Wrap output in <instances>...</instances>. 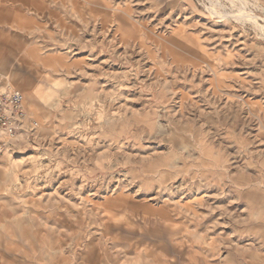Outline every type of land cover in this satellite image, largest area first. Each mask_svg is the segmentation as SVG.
<instances>
[{
    "label": "rangeland",
    "instance_id": "1",
    "mask_svg": "<svg viewBox=\"0 0 264 264\" xmlns=\"http://www.w3.org/2000/svg\"><path fill=\"white\" fill-rule=\"evenodd\" d=\"M0 73V264H264V0H0Z\"/></svg>",
    "mask_w": 264,
    "mask_h": 264
},
{
    "label": "built area",
    "instance_id": "2",
    "mask_svg": "<svg viewBox=\"0 0 264 264\" xmlns=\"http://www.w3.org/2000/svg\"><path fill=\"white\" fill-rule=\"evenodd\" d=\"M38 123L28 119L24 94L0 73V162L16 152L23 134L32 135Z\"/></svg>",
    "mask_w": 264,
    "mask_h": 264
},
{
    "label": "crops",
    "instance_id": "3",
    "mask_svg": "<svg viewBox=\"0 0 264 264\" xmlns=\"http://www.w3.org/2000/svg\"><path fill=\"white\" fill-rule=\"evenodd\" d=\"M9 171H11V170H9ZM157 186H159V185H157ZM157 186H155V188L157 187ZM154 188V190H156ZM104 238H106V236H104ZM101 242V245H103V247H105V245H106V243H105V241H100ZM46 246V245H45ZM75 248L74 247H67V249L65 250L66 252H68V253H72V252H75ZM39 252H43V253H45V252H50V253H52V254H54V253H56L57 252V249L56 248H47V249H45L44 248V245H43V249H41V250H39ZM70 259H71V257H70ZM70 261V260H69ZM68 261V262H69ZM44 262H46V261H44ZM44 262H42V263H44ZM46 263H48V262H46ZM70 263V262H69ZM45 264V263H44ZM51 264H54V263H51Z\"/></svg>",
    "mask_w": 264,
    "mask_h": 264
},
{
    "label": "bare ground",
    "instance_id": "4",
    "mask_svg": "<svg viewBox=\"0 0 264 264\" xmlns=\"http://www.w3.org/2000/svg\"><path fill=\"white\" fill-rule=\"evenodd\" d=\"M242 3H244L243 1H242ZM213 8H214V6H212ZM261 30V29H260Z\"/></svg>",
    "mask_w": 264,
    "mask_h": 264
}]
</instances>
